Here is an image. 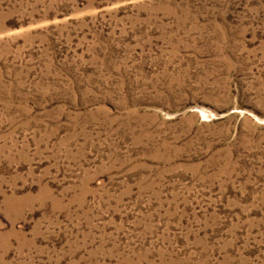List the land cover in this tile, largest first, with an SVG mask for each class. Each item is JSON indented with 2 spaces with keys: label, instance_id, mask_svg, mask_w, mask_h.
I'll return each instance as SVG.
<instances>
[{
  "label": "rangeland",
  "instance_id": "374dc122",
  "mask_svg": "<svg viewBox=\"0 0 264 264\" xmlns=\"http://www.w3.org/2000/svg\"><path fill=\"white\" fill-rule=\"evenodd\" d=\"M0 264H264V0H0Z\"/></svg>",
  "mask_w": 264,
  "mask_h": 264
}]
</instances>
